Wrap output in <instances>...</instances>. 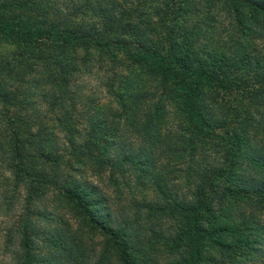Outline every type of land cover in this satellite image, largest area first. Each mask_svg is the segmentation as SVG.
<instances>
[{
	"label": "trees",
	"instance_id": "obj_1",
	"mask_svg": "<svg viewBox=\"0 0 264 264\" xmlns=\"http://www.w3.org/2000/svg\"><path fill=\"white\" fill-rule=\"evenodd\" d=\"M51 1L0 0V104L7 107H0V169L10 158L7 170L18 185L24 175L30 179L32 197L36 186L54 188L61 199L50 215L55 210L67 226L41 240L38 226L22 222L14 264H264V53L250 56L239 38L231 59L203 58L185 30L201 0ZM206 2H224L242 36L264 40V0ZM81 46L105 53L90 65L105 70L98 81L104 91L92 100L97 117L89 130L74 119L66 129L71 136L58 144L56 128L34 132L17 114L21 86L35 73L32 63L51 62L63 81L62 104L73 69L84 62ZM48 48L59 54L42 56ZM235 63L241 74L229 73ZM233 97L249 98L252 109L221 104ZM69 116L60 112L59 125ZM85 131L90 136L81 142ZM69 152L89 156L99 184L109 181L116 191L122 184L132 194L141 234L116 225L107 196L101 214L92 200L101 185L69 175L67 169L80 168ZM26 160L39 169L30 171ZM140 188L147 189L143 198L136 197ZM62 203L77 222L79 209L86 231L64 220ZM93 232L101 237L93 243L100 254L88 243Z\"/></svg>",
	"mask_w": 264,
	"mask_h": 264
},
{
	"label": "rangeland",
	"instance_id": "obj_2",
	"mask_svg": "<svg viewBox=\"0 0 264 264\" xmlns=\"http://www.w3.org/2000/svg\"><path fill=\"white\" fill-rule=\"evenodd\" d=\"M86 1L95 3V0ZM204 1L206 0H201L202 5L198 9L194 10L191 23L185 28V30L188 29V32L193 34V36L190 37V40H194L195 42L197 40V43H195L193 48H197L203 58H208L216 62H219L218 60H221L222 56H226L228 60L231 59L232 53H235L238 48L239 38L242 40L243 44H247L248 48L246 51L250 56L256 57V54L264 53V40L256 38L253 33L251 34V32L249 37L242 36V34H240L241 28L236 25L234 15L227 12L226 6L224 8V2L217 3V6L210 4V2L204 3ZM51 2L57 4V0H53ZM66 2L67 1L63 3ZM78 2L83 3L84 0ZM61 3L62 2L60 1L58 5ZM149 5L151 7L150 3ZM151 11L154 12V10ZM198 33H200L199 36L196 35ZM205 44H207V46H205ZM2 46L5 48L8 47L5 45ZM5 48H2V50H5ZM8 48L15 50L13 46H9ZM76 51L77 55L82 58L81 60L84 62L79 63L78 67L76 66L75 69H73L74 71L71 73V78L66 91L68 92V95H66L67 98L64 99L62 104H59V102H62L60 99L62 96L61 86L63 81L58 76L55 65H52L51 62L46 64L38 62L36 64H31L32 67H30V69L35 70V73L26 76L25 83L21 86L22 92L25 94L21 99L22 103L18 104V109H16L17 114L21 113L23 115L24 122L32 125L31 127L34 132H37L38 127L46 131L56 128L54 133L59 139L58 144H60V142L66 143L64 139L71 136L66 129L70 127V124L74 123V119L78 120V126L83 129L88 128L89 130L90 126L94 123L92 120H96L97 117L94 116L93 113L94 107H92V100L100 98L98 96H101V92L104 91H102L101 87L98 85V81L103 78L105 70L99 71L97 69H93V71H91L90 65H98L97 61L100 59L104 61L106 58L105 53L97 50H86L82 46L76 49ZM57 54H59L57 49L48 48L44 50L42 56H56ZM69 55H72V52L69 53ZM34 64L36 66H33ZM241 67L243 68L241 64L238 66L235 63L232 67H230L229 73L235 72L236 75L241 74ZM25 70L28 71V69ZM121 71L123 72V70ZM253 74L254 71L250 69V73L248 71L247 77H253ZM45 76H47V83L44 82V80H39ZM55 77L56 81H53L51 86L50 83ZM34 79L36 81H34ZM103 103L107 105L108 101ZM221 104L229 110H234V112H242L241 110L243 108L252 109L250 107L249 98L247 99L245 97L226 98L224 103L221 102ZM0 107L4 110L7 108L6 105L2 104H0ZM68 110H70V116L68 118H70L71 121L66 118L64 124H61L60 126L57 122V116L61 112L63 117L64 112ZM93 116L94 118L91 119ZM89 136L90 135L88 134L86 135V131L83 132L81 142L88 139ZM40 138L46 139L47 137L44 134H40ZM104 146L106 145H102L101 148ZM97 152L98 149L94 150L95 154H97ZM111 153L115 154L113 150ZM76 157L78 159H74L71 153L70 157L67 159L71 158L75 167L80 166L79 172L74 173L69 169L65 170L69 173V175H71V177L75 178L76 181L82 180L81 182L84 185H88L87 183L91 182L101 185L100 192L97 194L98 196L95 195L92 198L96 207H99L101 214H106L108 212V208H105L106 200H102L104 199L102 196H107L109 199L107 206L109 208L112 207L114 210L113 219L115 220L116 225L126 228L127 233L132 237H136L141 234V224L138 220L139 217L135 216L136 214L140 216V212L131 208V201L133 198L132 194L122 184L117 191L109 184V181L107 182V185H103L101 182L99 184L96 179L97 175H94V171L90 168L91 163L89 156L86 155L83 158L81 154H78ZM1 161L4 162L3 160ZM4 163V168L1 166L0 169V184H6V186L1 187V196L3 197L4 192H6L8 201L6 200L7 202H3V199H0V264H14V257L18 254L17 252L21 250L19 244V238H21V236L16 232L17 230H21L22 222H29L30 224L38 226L39 230L43 231L41 240H46L43 238L54 230H63L65 233L67 226L59 224L57 219L53 217L56 215L55 210H53L52 215H50L52 202L61 199L55 189L52 187L41 188L36 186L34 197H32L31 194L29 195L28 191L30 179L24 175L21 179V183L18 185L16 179L12 176V171L7 170V167L12 165V160L10 158H8V161L5 159ZM26 166L28 169H31L30 171L33 169L35 171L39 169V167L33 166L30 160H26ZM125 172L126 179L132 175V171L128 168L125 169ZM115 173L117 174L118 171H115ZM5 180H9V182ZM139 192L140 195L136 197L143 198V196L147 193V189L140 188ZM149 194L153 195L151 193ZM60 208L61 213L64 216V220L69 221L73 229H76L78 224L82 226V228L85 227L84 219L78 208H76L73 212V214H77L79 212L78 222L72 218L73 216H69L68 208H70V205L67 204V206L64 207L62 203ZM47 212H49V214ZM144 219H147V217ZM86 230L84 228V231ZM92 240L95 241L91 243ZM100 241L101 237L98 232H93V237L88 243L93 244ZM93 245H95L94 250H97L100 254L102 246L100 244ZM44 246H46V243H44ZM43 251H45V249H43Z\"/></svg>",
	"mask_w": 264,
	"mask_h": 264
}]
</instances>
